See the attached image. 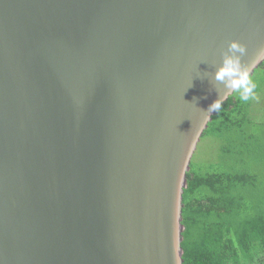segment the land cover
Returning <instances> with one entry per match:
<instances>
[{"label":"water","instance_id":"1","mask_svg":"<svg viewBox=\"0 0 264 264\" xmlns=\"http://www.w3.org/2000/svg\"><path fill=\"white\" fill-rule=\"evenodd\" d=\"M232 40L253 75L264 0H0V264H183Z\"/></svg>","mask_w":264,"mask_h":264},{"label":"trees","instance_id":"2","mask_svg":"<svg viewBox=\"0 0 264 264\" xmlns=\"http://www.w3.org/2000/svg\"><path fill=\"white\" fill-rule=\"evenodd\" d=\"M254 83V98L244 102L231 96L212 117L203 136L220 138L226 144H231L234 135L258 140L247 131L256 128L249 119L254 103L264 105L260 104L264 102L260 100L264 74ZM261 143L263 138L257 141ZM228 147L224 156L229 161L211 162L207 170L187 174L182 200L183 264H264V199L249 200V192L261 184L264 167L253 169L246 163L245 154H251L248 148L232 152Z\"/></svg>","mask_w":264,"mask_h":264},{"label":"rangeland","instance_id":"3","mask_svg":"<svg viewBox=\"0 0 264 264\" xmlns=\"http://www.w3.org/2000/svg\"><path fill=\"white\" fill-rule=\"evenodd\" d=\"M262 65L263 68H258L252 75V79L254 82L256 80L258 81L264 74V62ZM233 95H235V97L239 96L238 93H234ZM261 96L262 98H260V100H264V90L261 93ZM260 104H264V102L261 101ZM249 119L252 125H256V128H254L253 126L249 127L247 135L258 136V140H245L243 136L241 137L240 135H234L231 144H226V142H223L220 138L202 136L198 147L191 159L190 170L198 171L200 169L203 171L207 170L208 165L211 164V162H216L217 164L220 161L222 162L223 160H225L226 162L227 160L229 161V158L226 159V157L224 156L225 151H227L229 148L228 146H230L232 152L243 150L245 147L248 148L251 151V154H249V156L245 154L246 163L250 164L249 166L253 169L254 167L263 168L264 143L257 144V141L262 138L264 140V105L262 107H257V105H255L254 103L253 107L250 110ZM258 145H262L263 149H258ZM253 157H260V159ZM253 159L259 160L261 164L259 163L258 165H256ZM259 183L261 184L254 192H249V200H254L260 197L262 198V200L264 199V175L262 178H260Z\"/></svg>","mask_w":264,"mask_h":264},{"label":"clouds","instance_id":"4","mask_svg":"<svg viewBox=\"0 0 264 264\" xmlns=\"http://www.w3.org/2000/svg\"><path fill=\"white\" fill-rule=\"evenodd\" d=\"M246 51V46L237 40L228 43L227 50L223 52L222 64L214 75L215 81L223 83L226 91L209 106V115L212 112L219 113L224 99L231 93H238L240 100L244 102L254 98L256 84L250 68L242 64V57ZM259 62H264V48L259 50L254 60V63Z\"/></svg>","mask_w":264,"mask_h":264}]
</instances>
